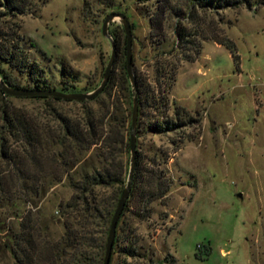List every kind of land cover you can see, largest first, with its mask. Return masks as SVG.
I'll list each match as a JSON object with an SVG mask.
<instances>
[{
    "label": "rangeland",
    "instance_id": "rangeland-1",
    "mask_svg": "<svg viewBox=\"0 0 264 264\" xmlns=\"http://www.w3.org/2000/svg\"><path fill=\"white\" fill-rule=\"evenodd\" d=\"M223 2L237 5L183 12L182 26L193 49L188 52L183 51L189 46L179 41L175 49L177 19L166 20L157 36H150L156 0H32L31 13L17 19L24 36L21 47L34 72L11 69L15 81L22 89H59L67 82L77 93H90L102 81L111 55V44L102 35L105 18L123 14L132 25L133 74L142 89L136 157L144 169L152 159L163 160L172 179L165 198L150 204L148 219L124 217L137 248V259L127 260L132 264H264V0ZM108 33L125 36L120 19L109 23ZM215 38L234 43L238 58ZM131 96L117 86L111 90L110 100L118 101L127 116L126 128ZM10 98L34 125L42 123V101ZM100 102L109 104L108 96L87 107L97 112ZM55 107L76 117L83 113L78 103ZM175 113L181 127L151 131L155 122L175 121ZM8 145L21 164L0 161V264H19L13 250L26 247L22 239L29 233L42 258L39 264H51L50 246L65 230L59 206L73 190L66 175L49 184L59 173L56 165L47 164L41 172L43 165L30 161V150ZM92 150L70 171L71 180L102 166ZM119 162L127 165L128 176L129 150H117L114 163ZM27 177H44L39 196L25 189L32 186ZM112 191L96 189L101 197ZM130 207L135 209L136 202ZM122 260L117 253L112 256V264Z\"/></svg>",
    "mask_w": 264,
    "mask_h": 264
},
{
    "label": "trees",
    "instance_id": "trees-1",
    "mask_svg": "<svg viewBox=\"0 0 264 264\" xmlns=\"http://www.w3.org/2000/svg\"><path fill=\"white\" fill-rule=\"evenodd\" d=\"M31 2L32 0H0V78L13 88H21V86L12 76L11 69L27 67L26 70L30 75L34 72L33 66L28 63L26 52L21 47L24 36L20 32V24L17 21L19 17L31 13ZM156 2L157 10L149 19L150 36H157L166 20L177 19L173 26L177 40L175 49L180 48L179 41L189 46L183 52L193 50L188 40L191 35L182 26L183 12L187 11L189 15L190 11L195 9L205 11L217 8H236L237 5L225 4L223 0H156ZM112 36L116 49L114 68L102 93L91 101L76 102L47 96L33 97L43 102L45 110L42 123L36 126L24 112L13 106L11 98L0 90V161H7L14 165L21 164L20 158L12 154L11 145H8L12 142L21 149L30 150L29 159L34 165L39 162L43 165L41 172L43 168L46 170L47 164H54L58 167L59 173H54L49 184L58 183L62 175H66L73 190L70 199L59 206V219L65 230L59 241L50 246L51 255L48 257L51 258L49 259L51 264H103L110 222L126 184L127 165L121 162L114 163V155L117 150L119 152L129 150L131 126L126 128L127 116L124 115L122 105L118 101L110 100V97L111 90L115 86L128 96L130 94L133 96L134 91L126 73V37L114 33ZM214 42L229 50L235 59L238 58L235 55L234 43L221 38H215ZM185 55L183 59L191 60V57H185ZM170 79L172 84L173 78ZM135 81L140 109L142 89L137 78ZM34 87L32 90L77 93L76 87L67 82H64L59 89L44 85ZM103 94L108 96L109 104L100 102L97 112L87 107L89 102H98ZM67 103L80 104L83 109L82 116H72L58 111L55 107L57 104ZM160 103L165 102L160 101ZM174 120L163 119L155 122L151 131L162 133L182 126L178 113H175ZM54 147L59 149L58 152L54 151ZM91 149L95 151L94 155L101 160L102 166L93 169L89 174L82 175L77 181L71 180L70 171ZM163 163H165L163 160L152 159L151 167L144 169L138 156L136 157L130 195L117 223L109 264H112V256L115 253L123 258L121 264H132L127 260L137 259V248L130 237L133 230L128 223L124 222V217L128 213L138 221H144L149 218L150 204L155 200L165 198L172 185V179L167 176L166 170L162 167ZM19 172L22 173L21 170ZM27 178L32 186L27 187L24 183L25 189H30L32 197L39 196L38 183L43 186L41 180L44 177ZM97 188L113 191L111 196L101 197L96 192ZM131 202H136L135 209H131ZM22 240L26 247L13 250L17 262L19 264H39L42 258L37 255L38 251L33 246V236L29 233Z\"/></svg>",
    "mask_w": 264,
    "mask_h": 264
},
{
    "label": "water",
    "instance_id": "water-1",
    "mask_svg": "<svg viewBox=\"0 0 264 264\" xmlns=\"http://www.w3.org/2000/svg\"><path fill=\"white\" fill-rule=\"evenodd\" d=\"M115 19H120L122 28L124 30V34L126 37V73L128 77V81L133 89V97L131 102V121H130V135H129V151H130V164L128 169V176L126 180V184L124 190L120 196L117 207L114 211L113 217L110 222L108 237L105 246L104 253V261L103 264H109L111 253L113 250V244L116 236V227L120 215L125 207L126 201L130 195L131 186L134 178V170L136 164V132H137V122H138V113H139V105H138V91L135 81V76L133 74V63H132V41L133 35L131 31V26L123 14L111 13L109 14L102 25V35L108 39L111 44V55L109 61L105 67L104 75L102 77V81L93 91L90 93H63L56 90H32V89H22V88H13L4 83V81L0 78V90L4 93V95L8 97H28L33 98L37 96H47L60 98L66 101H76V102H84L91 101L96 98L102 91L109 81V77L114 67L115 58H116V49L113 38L108 33V25L113 22ZM240 197V195H238Z\"/></svg>",
    "mask_w": 264,
    "mask_h": 264
}]
</instances>
